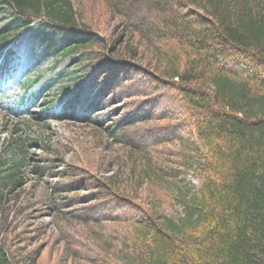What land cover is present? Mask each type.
Instances as JSON below:
<instances>
[{
    "label": "trees",
    "instance_id": "obj_1",
    "mask_svg": "<svg viewBox=\"0 0 264 264\" xmlns=\"http://www.w3.org/2000/svg\"><path fill=\"white\" fill-rule=\"evenodd\" d=\"M121 26L136 41L122 46ZM33 27L45 53L86 62L100 100L124 109L145 101L108 128L140 163L139 180L164 192L191 171L201 181L186 191L174 185L181 210L163 216L122 192L115 175L60 156L48 160L49 170L38 165L53 179L50 196L79 206L82 224L129 227L118 262L66 242L75 264H264V0H0V67L12 66V46ZM174 154L182 158L177 167ZM5 163L0 180L19 186L20 165L2 179ZM50 259L48 251L38 259L0 243V264Z\"/></svg>",
    "mask_w": 264,
    "mask_h": 264
},
{
    "label": "rangeland",
    "instance_id": "obj_2",
    "mask_svg": "<svg viewBox=\"0 0 264 264\" xmlns=\"http://www.w3.org/2000/svg\"><path fill=\"white\" fill-rule=\"evenodd\" d=\"M124 29L121 26L118 30L122 33V46L136 41ZM34 36L35 29L21 35L25 38L17 41L13 54L18 65L0 81V159L6 161L1 175L2 179L6 177L17 163L21 182L14 187L0 180V243L29 250L38 259L48 251L51 255L48 264H75L62 248L71 240L95 254L105 250L118 262L124 238L130 234L129 227L114 223L82 224L75 217L79 206L63 207L50 196L53 179L41 176L38 165L49 170L48 160L60 156L98 175H115L122 192L138 194L145 206L152 205L163 216H174L181 210L179 202L171 197L174 185L186 191L199 188L201 181L197 172L191 171L171 182L172 187H166L164 192L139 180L140 163H132L135 159L128 157L126 148L110 135L108 128L118 116L136 113L145 101L132 104L131 100L129 109H124L123 104L100 101L95 73L86 72V62L80 64L79 55L52 57L45 54ZM118 49L111 54L115 59L121 53ZM136 60L144 61L142 55ZM39 92L41 95L35 97ZM79 92L82 96L75 115L71 116L66 104ZM22 98L26 99L20 104ZM90 102H98L97 112H87ZM43 147L51 148L50 152H44ZM181 159L174 154L169 162L177 167ZM123 249L127 251L128 246Z\"/></svg>",
    "mask_w": 264,
    "mask_h": 264
},
{
    "label": "bare ground",
    "instance_id": "obj_3",
    "mask_svg": "<svg viewBox=\"0 0 264 264\" xmlns=\"http://www.w3.org/2000/svg\"><path fill=\"white\" fill-rule=\"evenodd\" d=\"M29 34H30V33H29ZM22 38H23V37H22ZM22 38H21V39H22ZM24 38H25V37H24ZM24 38H23V39H24Z\"/></svg>",
    "mask_w": 264,
    "mask_h": 264
}]
</instances>
